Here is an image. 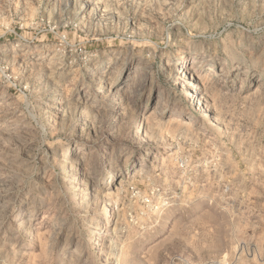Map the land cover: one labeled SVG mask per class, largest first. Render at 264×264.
I'll use <instances>...</instances> for the list:
<instances>
[{"label":"rangeland","instance_id":"1","mask_svg":"<svg viewBox=\"0 0 264 264\" xmlns=\"http://www.w3.org/2000/svg\"><path fill=\"white\" fill-rule=\"evenodd\" d=\"M0 264H264V0H0Z\"/></svg>","mask_w":264,"mask_h":264},{"label":"bare ground","instance_id":"2","mask_svg":"<svg viewBox=\"0 0 264 264\" xmlns=\"http://www.w3.org/2000/svg\"><path fill=\"white\" fill-rule=\"evenodd\" d=\"M51 58H53V56ZM183 61H185L184 57H182L180 59V62H183ZM176 73L178 75H180V81L182 83V88L181 89H184L186 98L190 100V105L195 102V99H197V101H196L197 105H200V96H201L200 94L202 92V89H201V86H200V83H199L198 79L196 77H193V76L188 78L187 69L186 68H183V69L179 68L176 71ZM213 73H215V71ZM214 76H220V75L219 74H215ZM192 87H193L194 90H190V88H192ZM177 120H179L182 123V125H185V126H190V125H192L194 123L192 121V119L181 120L180 118H177ZM85 175H86L85 171H82V172H80L78 174V176H80L82 178H83V176L85 177ZM97 238H101L100 235H98Z\"/></svg>","mask_w":264,"mask_h":264}]
</instances>
